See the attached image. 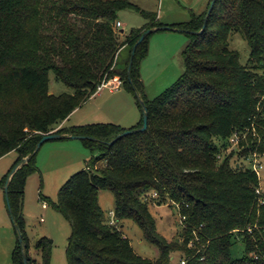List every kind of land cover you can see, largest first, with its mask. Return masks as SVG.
<instances>
[{
	"label": "trees",
	"instance_id": "trees-1",
	"mask_svg": "<svg viewBox=\"0 0 264 264\" xmlns=\"http://www.w3.org/2000/svg\"><path fill=\"white\" fill-rule=\"evenodd\" d=\"M127 9L150 23L124 35L116 23ZM206 16L172 26L190 38L182 53L184 73L163 94L146 100L140 97V66L150 35L137 47L131 67L130 59L146 31L164 27L150 14L127 0H0V159L18 154L1 189L27 160L9 187L10 216L22 238L13 264H24V255L28 264H51L45 238L35 245L41 262L30 256L24 216L26 183L38 172L34 151L50 134L91 138L82 141L97 154L68 180L54 204L72 228L68 264H179L174 253L186 264H264V192L256 193L260 181L244 162L250 151L264 155V0H216L205 31L196 34ZM237 37L250 50L246 65L231 47ZM124 48L128 56L119 69ZM50 73L73 94H50ZM116 77L141 111V101L146 105L145 132L117 139L142 128L143 119L131 129L91 124L57 130L104 81ZM237 132L247 133L244 151L235 162L234 153L221 162L218 157ZM100 191L115 196L116 226L105 218ZM150 192L160 203L178 205L186 217L182 242L158 232ZM125 220L157 248L155 260L136 254L120 228ZM238 241L245 247L241 259L232 253Z\"/></svg>",
	"mask_w": 264,
	"mask_h": 264
},
{
	"label": "rangeland",
	"instance_id": "rangeland-1",
	"mask_svg": "<svg viewBox=\"0 0 264 264\" xmlns=\"http://www.w3.org/2000/svg\"><path fill=\"white\" fill-rule=\"evenodd\" d=\"M107 1V0H106ZM150 14L164 27H170L189 22L193 17H200L208 12L212 0H127ZM121 23L119 31L129 35L133 29H140L150 23L142 13L127 9L117 15ZM189 35L177 30L159 31L151 34L148 40V55L140 66L141 79L144 91L141 99L153 100L170 88L184 73L185 67L182 53L189 43ZM231 47L240 55V62L246 65L250 50L247 44L237 37ZM128 52V51H127ZM123 55L118 59V68L123 66ZM50 94L59 96L73 94V90L63 82L56 79L53 73L49 74ZM102 97L88 101L77 114H75L64 128L75 125L116 124L129 127L142 119V111L134 96L128 94L123 88L115 94L109 89L101 93ZM59 126L57 128L60 129ZM129 129V128H127ZM229 143L223 155L229 156ZM232 162L237 160V153ZM97 154L86 147L84 141L70 138L46 142L36 157L38 172L29 177L25 187L24 216L26 221V235L30 242V256L41 262V256L35 249L36 243L47 239L51 245V264H68L67 246L72 228L70 222L54 207L58 203L60 191L68 180L83 171L87 163ZM223 157V159H224ZM18 154L12 152L0 160V178L16 162ZM221 161V160H220ZM104 165V162L99 166ZM264 189V172L261 183ZM149 209L156 221L158 232L168 241L182 237L184 225L180 222V210L177 205L170 202L160 203L157 197L150 192L147 194ZM48 205L47 210L42 209V203ZM99 204L104 211L105 218H110V212L115 210V196L110 191H100ZM44 218V221H42ZM8 210L4 206L0 211V264H13L12 253L17 245L18 237L12 224ZM123 235L128 238L136 254L155 260L158 250L148 243L141 229L131 220L120 224ZM192 245V242L190 243ZM233 257H244L245 247L241 241L234 244ZM175 262L180 261V254H175Z\"/></svg>",
	"mask_w": 264,
	"mask_h": 264
},
{
	"label": "built area",
	"instance_id": "built-area-1",
	"mask_svg": "<svg viewBox=\"0 0 264 264\" xmlns=\"http://www.w3.org/2000/svg\"><path fill=\"white\" fill-rule=\"evenodd\" d=\"M120 27H121V23L118 21L116 23V28L118 29ZM120 88H122V81L116 77V78H113L111 80L104 81L100 85V87L98 88V91H101L104 89H109L110 91H116V90H119ZM254 136H256V134H254ZM246 139H247V133H244V134H240L238 132L235 133L229 140V145H230L229 151H230V153H237L238 155L242 154V152L245 149V147L242 146V142L243 141L245 142ZM223 153H221V155L218 157L219 160H221V162L225 159V157H224L225 155H223ZM223 157H224V159H223ZM244 162H245L246 168L250 169L258 177L260 184L256 190V193L258 195H262L264 192V189L261 186L262 179H263V172H264V155H261L256 151H250L248 153L247 157L244 159ZM153 196L156 197L157 195L153 194ZM177 207H178V205H177ZM42 209L44 211L48 209L47 203H45V202L42 203ZM178 209L180 210L179 207H178ZM109 216H110V218L108 219L109 224L112 226H116L117 220L115 218V213L110 212ZM179 218H180V222L182 223V225H184V221L186 220V217L183 215H179ZM42 221H44V218H42ZM179 264H186V261L180 260Z\"/></svg>",
	"mask_w": 264,
	"mask_h": 264
},
{
	"label": "water",
	"instance_id": "water-1",
	"mask_svg": "<svg viewBox=\"0 0 264 264\" xmlns=\"http://www.w3.org/2000/svg\"><path fill=\"white\" fill-rule=\"evenodd\" d=\"M216 0H212L211 4H210V7H209V10L207 12V16H206V19H205V24H204V27L202 28V30L196 34H202L204 31H205V28H206V23H207V20L211 14V11L214 7V4H215ZM171 30H174L170 27H160V28H156V29H153V30H149V31H146L141 39L139 40V42L137 43V45H135V47L133 48L132 50V55H131V59H130V67L132 65V62H133V59H134V56H135V53H136V50H137V47L151 34L155 33V32H159V31H171ZM141 107H142V119H143V126L142 128L140 129H136V130H130V131H126L124 134L120 135L117 139L121 138L122 136H128V135H132V134H136V133H142V132H145L147 129H148V119H149V116H148V112H147V107L146 105L144 104V102L141 101ZM70 139H73V140H85V139H89L91 140V138H88V137H81V136H71L69 137ZM60 139H63V136L62 135H59V134H50V135H45L41 141L38 143L35 151H34V154H37L39 152V150L41 149V147L46 143V142H49V141H53V140H60ZM115 139L114 141H112L110 143V145H112L114 142H116ZM27 163V160L24 159L23 161H21L12 171V173L10 174L9 178L7 179V182L5 184V187H4V193H5V199H6V203H7V207H8V210H9V213H11V206H10V202H9V187H10V183H11V178L12 176L22 167L24 166L25 164ZM13 220V219H12ZM17 236H18V239L20 242H22V238H21V233L19 230H17ZM23 262L24 264H28V259H27V255H24V258H23Z\"/></svg>",
	"mask_w": 264,
	"mask_h": 264
},
{
	"label": "crops",
	"instance_id": "crops-1",
	"mask_svg": "<svg viewBox=\"0 0 264 264\" xmlns=\"http://www.w3.org/2000/svg\"><path fill=\"white\" fill-rule=\"evenodd\" d=\"M128 48H124L122 51H121V53L120 54H122V53H124V55H123V61L127 58V56H128ZM121 89L122 88H120L119 90H116V91H110L109 90V92H110V94H115L116 92H119V91H121ZM105 90V89H104ZM104 90H101V91H97V93L91 98V99H97V98H100V97H102L101 95V93L104 91ZM128 93V92H127ZM128 94H130V93H128ZM130 95H132V94H130ZM133 96V95H132ZM90 99V100H91ZM89 100V101H90ZM84 106V105H83ZM82 106V107H83ZM82 107H80L79 109H77V110H75V112H73V114L70 116L71 118L75 115V114H77L78 112H79V110L82 108ZM71 118L70 119H68V120H66V121H64L61 125H60V127L61 128H64L67 124H68V122L71 120ZM141 121V120H140ZM140 121H138L136 124H131V126H129V127H125L126 129L127 128H129V129H131V128H133V127H135L136 125H138V123L140 122ZM117 124H119V125H121V122H116V124L115 125H117ZM118 125V126H119ZM75 126H77V125H75ZM124 128V127H123ZM3 159V158H2ZM1 160V159H0ZM15 163V162H14ZM14 165V164H13ZM12 165V166H13ZM12 166H11V168H12ZM10 168V169H11ZM10 169L5 173V174H3V176H2V178H0V181L3 179V177H5L6 175H7V173L10 171ZM6 207V209L8 210V207H7V203H6V199H5V193H4V189H1L0 188V211L2 210V208L3 207ZM8 214H9V216H10V213H9V210H8ZM11 217V216H10ZM12 219V218H11ZM12 221V224H13V226H14V223H13V220H11ZM15 228V227H14ZM15 232H16V236H17V231H16V229H15ZM18 237V236H17Z\"/></svg>",
	"mask_w": 264,
	"mask_h": 264
}]
</instances>
